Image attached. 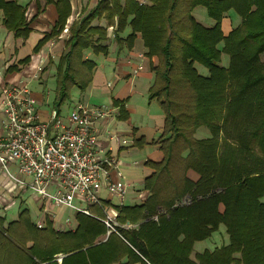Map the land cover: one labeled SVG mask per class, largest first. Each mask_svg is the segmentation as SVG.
<instances>
[{"label": "trees", "instance_id": "trees-1", "mask_svg": "<svg viewBox=\"0 0 264 264\" xmlns=\"http://www.w3.org/2000/svg\"><path fill=\"white\" fill-rule=\"evenodd\" d=\"M45 4L54 5L57 21L34 53L60 35L71 12L69 0H45ZM200 6L214 21L210 28L192 16ZM0 10L4 28L25 39L30 29L24 7L15 0H0ZM229 11L240 21L223 35L221 21ZM99 20L106 28H115L117 43L131 46L138 33L148 58L155 57L149 99L159 101L169 133L156 142L163 161L145 163L155 170L144 180L150 196L141 206L119 207L117 221L140 223L145 213L155 215L157 206L166 214L140 223L137 230L117 229L95 242L106 233L100 222L108 206L104 203L101 210L96 206L100 212L96 218L76 214V230L66 233H55L49 223L37 229L23 210L6 226L0 218V264H57V256H62L61 264H264V0H145L144 4L99 0L69 28L66 51L56 66L55 109L69 98L72 87L84 92L90 83L94 63L83 59V51L107 52L101 44L106 29L92 25ZM126 28L130 33L121 39L119 34ZM222 54L228 57L227 67L220 65ZM195 64L205 68L207 76L200 75ZM199 126L210 131L211 139L192 138ZM220 132L224 142L217 154L215 138ZM184 149L188 150L185 167L194 170L198 180L172 182L173 190L168 191L161 176H170L174 158ZM160 184L167 186L164 191L172 195L170 202H160ZM186 195L194 199L189 206L173 207ZM220 224L228 244L191 261L192 243L209 237Z\"/></svg>", "mask_w": 264, "mask_h": 264}, {"label": "crops", "instance_id": "crops-1", "mask_svg": "<svg viewBox=\"0 0 264 264\" xmlns=\"http://www.w3.org/2000/svg\"><path fill=\"white\" fill-rule=\"evenodd\" d=\"M15 1L25 9L24 15L30 32L25 39L14 37L12 32L4 28L2 24L3 14L0 10V83L10 85L20 83L29 85L32 82H38L42 88V82L39 77L44 74L39 76L38 73L44 71L46 68L45 65L48 66L50 62H52V66L56 67L59 58L66 51L64 42L69 38L70 26L73 23L79 22L83 16L89 14L99 0H69L71 12L66 19L62 32L55 39L46 42L41 50L36 53L33 52L34 47L45 34L50 33L57 21L55 7L53 4H45V0ZM237 22L239 24V20ZM92 25L106 29V40L101 44L106 45L107 52L106 54H92L96 57L101 56L102 58L100 64L97 65L95 61L92 59L90 60L88 52H91V50L87 49L83 51V59L92 61L94 63V68L91 70V79L87 89L81 92L82 98L78 99L76 104L72 105L71 110L79 103H82L86 107L105 105L112 109V114L109 117H106L104 120H99L96 123L95 157L99 161L110 159L114 165L109 171L110 179L116 180V172H119L121 174L119 180L126 185V192L121 202L117 198H114V196L109 195L105 189L99 192L102 204L108 205L104 206L102 213L111 214L114 212L117 213L118 217L119 207L132 208L141 206L150 196V191L144 187V180L150 177L155 170L145 165V163L148 161L152 164H158L163 161V152L159 149L156 142L159 143L166 139L169 133L165 132V114L159 105V101L156 98L149 99V90L154 83V73L151 70V66H155L157 62L155 57L148 58L146 55L147 51L142 45L140 35L136 33L133 44L127 46L125 42L120 44L115 41V28H106L104 20L94 21ZM202 26L206 28L211 27V25ZM232 29H228L226 33L221 31L223 35H226ZM129 33V28H126L123 33L119 34V37L125 39ZM51 44L52 46H50ZM221 46L222 44L220 43L217 48L221 49ZM223 56L226 55L222 54L220 56V65L222 67H227L228 62L226 64V62L223 61ZM25 59H28V61L21 64V61ZM222 61L225 65L222 64ZM138 66L142 67V70L138 72L137 75L133 76V71ZM196 66L205 69L195 64V67ZM108 71H110L112 75L109 79ZM197 72L202 76H207L208 74L206 69L203 74L200 73L198 69ZM31 93L36 102V109L38 110L39 117L42 118V120H46L49 112L54 108L50 106L45 112L42 111L41 95L35 92ZM54 93L55 87L52 95L53 99ZM85 94H88V96ZM92 95L94 98H91ZM98 100H100L99 103H91ZM59 109L60 107L58 110ZM1 134L2 131L0 129V135ZM192 138L198 141L211 139V134L206 127L199 126L194 130ZM215 140L217 141L216 153L218 154L224 142L223 132H220ZM122 141L126 142L122 143ZM225 141L227 144L232 145L230 140L226 139ZM187 154V149L182 150L173 160L170 176H161L163 181L168 182V191L172 189V182L177 181V183H182L185 179L190 182H196L198 180V174L191 168L185 167L186 161L183 158H186ZM24 178L29 179L26 177ZM160 187L163 192L162 201L160 202H170L172 195L169 193L167 194L168 191H164L167 189V186L162 188L160 184ZM75 202L77 205H80L77 200H75ZM96 208V206H93L89 209L90 213L95 217L100 215V212L98 213ZM98 209L101 210L100 207ZM23 210L28 212L30 222L37 229H44L46 224L49 223L50 228L55 233H66L74 232L78 226V220L76 218V214L78 213L64 207H56L50 203H42L39 197L34 196L27 189H20L0 171V218L4 220V226L15 221L18 214ZM155 210H160L159 206L155 207ZM145 215H147L146 218H150V220H143L140 223L153 221L151 217L154 214L148 215L145 213ZM67 218L70 219L69 228L65 226V220ZM140 223L132 224L135 225L132 230H137ZM38 224L41 225V228L37 227ZM118 224L126 225L130 223ZM221 226L223 225L220 224L217 230L212 232L209 237L192 243L191 252L189 254V259L191 261L195 262L196 256L203 252H212L215 249H206L207 241L212 239L213 234L217 232ZM223 228V232H225V227L223 226ZM220 234L222 237V246L227 245V234ZM103 237L104 236H99L95 242L100 241ZM182 238L183 236H179L178 240H182ZM58 257L60 261L56 262L57 264H61L62 256H57L56 258ZM133 264L142 263L136 261Z\"/></svg>", "mask_w": 264, "mask_h": 264}, {"label": "built area", "instance_id": "built-area-1", "mask_svg": "<svg viewBox=\"0 0 264 264\" xmlns=\"http://www.w3.org/2000/svg\"><path fill=\"white\" fill-rule=\"evenodd\" d=\"M144 2L141 0L140 4ZM140 69L136 67L133 75ZM111 114V107H86L79 103L64 118L56 109H51L48 118L40 121L27 84L0 83L1 173L20 189L39 197L42 203L96 218L89 209L101 207L100 190L105 189L120 202L126 192L119 172L116 180L109 177L110 168L114 167L110 159L99 161L95 157L96 123ZM193 200L191 196H183L173 207L189 206ZM165 214L166 210H158L151 219L157 221ZM116 217L117 213L112 212L100 219L106 228L102 241L117 233V229L127 231L135 227L119 225ZM65 226L70 227L69 218Z\"/></svg>", "mask_w": 264, "mask_h": 264}, {"label": "rangeland", "instance_id": "rangeland-1", "mask_svg": "<svg viewBox=\"0 0 264 264\" xmlns=\"http://www.w3.org/2000/svg\"><path fill=\"white\" fill-rule=\"evenodd\" d=\"M139 1H141V0H139ZM228 14L225 15L224 20L221 23V30L224 33H226L228 31V29L230 30L233 27H235L238 24V22H237L238 20L240 21L239 17L236 16L233 12H229ZM192 16L201 25H205V26H207V25L213 26L214 25V21L211 20L207 16V13H206L205 9L203 7H201V6L195 8L193 10ZM52 44L50 46H52ZM41 52H44V51H41ZM45 52H46V49H45ZM88 53H89V56H90V60L92 59L93 61L96 62L97 65H99L100 64V61L102 60L101 56L96 57V56L92 55V53L90 51ZM222 58H223V61L226 62V64H227V62H228L227 56H223ZM262 58H264V56H262ZM223 61H222V64L225 65V63ZM46 63H47V61H46ZM50 63H51V65H50ZM50 63L48 64V66L45 65L46 68H45L44 71H42V72L40 71L38 73L39 76L41 74H44L43 76H40L39 77L40 81L42 82V86L44 88L43 87L41 88L40 87V84H38V82H32V83H30L28 85V88H29V90L31 92L39 93L41 95V98H42V104H41V108L42 109L41 110L44 111V112L46 110H48L47 108H49L50 106H51V108H54L55 109V107L52 106V104L54 102V99H53L52 95H53V91H54V87H55V81H56V79H55L56 67L55 66H52V62H50ZM56 66H57V63H56ZM196 67H197V69L199 70L200 73L203 74V72H205V69H201L198 66H196ZM141 70H142V67H141V69L138 72H140ZM138 72L136 74H134L133 76L137 75ZM110 73L111 72L108 71V79L110 78V76L112 77V75ZM31 95H32V93H31ZM85 95L88 96V94H85ZM81 98H82V94L79 91V89L76 88V87H72L70 89V91H69V98L63 102V104L60 106V109L59 110L58 109H56V110L58 112L60 111L61 117L64 118L70 112L72 105L73 104H76L77 100L78 99H81ZM86 98H85V100H86ZM91 98H94V96L92 95ZM99 102H100V100H98L96 102H91V103H99ZM39 119H40V121H43L42 118L39 117ZM261 201L264 202V198H262ZM223 231H224V228H223V226H221V228L217 232H215L213 234L212 239H210V240L207 241L208 243L206 245L207 246L206 249H208V250L211 249L212 250L214 248H218V247L222 246L223 243L221 241L222 240V237H221V234L220 233H225ZM100 241H102V240H100Z\"/></svg>", "mask_w": 264, "mask_h": 264}]
</instances>
